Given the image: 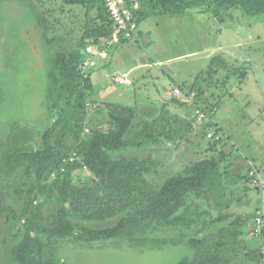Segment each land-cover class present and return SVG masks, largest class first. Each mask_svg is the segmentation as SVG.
Returning a JSON list of instances; mask_svg holds the SVG:
<instances>
[{
    "label": "rangeland",
    "instance_id": "374dc122",
    "mask_svg": "<svg viewBox=\"0 0 264 264\" xmlns=\"http://www.w3.org/2000/svg\"><path fill=\"white\" fill-rule=\"evenodd\" d=\"M201 10L144 18L139 22L136 42L107 47L108 64L96 67L89 75L93 90L88 108H104L105 103L134 107L137 119L146 121L169 115L182 137L178 143L145 149L156 164L155 171L146 176L153 185L183 174V169L196 161L218 159L223 171L220 189L195 198L197 211L209 212L203 217L207 223L204 231L211 233L228 221L209 223L210 217L234 213L253 224L256 214L264 209V189L254 191L248 183L252 168L264 179V14L246 16L238 8L216 14ZM40 16L48 23L47 37L37 26ZM81 17L79 10L70 11L59 0H0L3 144L14 123L25 126L34 136V143L50 126V114H55L47 112L45 102L50 62L58 51L66 52L74 46ZM219 55L229 67L245 71L246 77L231 78L225 85L208 81L205 69ZM123 75L129 85L116 84L115 78ZM194 80V89L188 92ZM198 90L202 92L199 96ZM172 98L183 103H172ZM91 111L89 118L101 117ZM205 113L212 114L207 129L202 126L207 118L199 119ZM215 131L214 138L221 139L212 149L214 139L208 138V133ZM76 173L88 177L85 170ZM20 184L19 176L12 180L4 177L0 166V264H14L8 251L21 239L22 223L12 220L11 215L12 211H20L12 193ZM42 201L40 197L37 203ZM54 206L50 203L43 210L50 212ZM88 226L98 228L103 224ZM179 235L189 238L192 230L159 228L143 235L144 239L119 237L93 243L60 238L56 240L57 259L60 264H175L192 255L185 241V245H172Z\"/></svg>",
    "mask_w": 264,
    "mask_h": 264
},
{
    "label": "trees",
    "instance_id": "16d2710c",
    "mask_svg": "<svg viewBox=\"0 0 264 264\" xmlns=\"http://www.w3.org/2000/svg\"><path fill=\"white\" fill-rule=\"evenodd\" d=\"M59 2L70 11L79 10L82 17L74 46L66 52L58 51L50 62L45 102L47 112H55L50 114L51 124L40 134L38 143H34V136L25 126L17 123L10 127L5 145L0 141L3 176L9 180L19 176L22 183L12 189L20 207L18 214L11 212L12 220L22 223L21 239L8 251L14 264H60L56 248L60 238L83 243L119 237L144 239L143 235L159 228L192 230L189 238L179 235L180 239L171 243L186 242L192 252L175 264H261L260 247L253 252L243 248L245 259L238 260L242 248L239 237L247 217L234 213L210 217L209 223H228L216 232L204 231L207 223L203 217L209 216V212H198L195 198L220 189L223 171L218 159L196 161L185 167L183 174L153 185L146 176L155 171L156 164L145 149L178 143L182 137L169 115L146 121L137 119L134 107L105 103L104 108H88L93 86L89 76L85 78L80 72L83 52L87 45L103 46L115 25L104 0ZM126 4L137 26L150 16L178 15L197 8H202L201 13L238 8L246 16L264 14V0H126ZM37 26L47 37L49 27L42 16ZM138 34L137 27L135 39ZM123 45L122 42L118 47ZM204 73L208 81L224 85L231 78L246 77L245 71L229 67L220 55L212 58ZM195 80L188 92L194 89ZM197 93L199 96L202 92ZM170 102L183 103L175 98ZM90 111L101 117L89 118ZM211 116L205 113L204 129L210 126ZM216 133L211 137L212 149L220 143L221 137L214 138ZM80 170H85L88 177L75 174ZM40 197L43 201L37 203ZM50 203L55 206L45 213L43 208ZM91 223L103 226L90 228Z\"/></svg>",
    "mask_w": 264,
    "mask_h": 264
},
{
    "label": "built area",
    "instance_id": "2783aa9c",
    "mask_svg": "<svg viewBox=\"0 0 264 264\" xmlns=\"http://www.w3.org/2000/svg\"><path fill=\"white\" fill-rule=\"evenodd\" d=\"M104 4L110 18L113 20L115 30L106 40L103 46L96 47L87 45L84 49V58L80 63V72L87 78L92 70L99 66L100 62L108 58L107 47H117L123 42L128 43L135 40L137 33V23L135 22L131 8L126 4V0H104ZM119 85H129L126 77L115 78ZM204 114L199 116L203 118ZM211 138L212 134H208ZM248 183L252 189H264V179L260 173L252 168L248 173ZM254 234L259 239L261 264H264V210H260L254 218Z\"/></svg>",
    "mask_w": 264,
    "mask_h": 264
},
{
    "label": "crops",
    "instance_id": "0c3cea01",
    "mask_svg": "<svg viewBox=\"0 0 264 264\" xmlns=\"http://www.w3.org/2000/svg\"><path fill=\"white\" fill-rule=\"evenodd\" d=\"M139 29H138V33H139ZM139 36V34L137 35V37ZM136 37V38H137ZM133 42H136V39L134 41H131V42H128L124 45H127V44H130V43H133ZM123 45V46H124ZM121 47V46H120ZM118 48V46L116 47ZM108 61H109V55H108V58L103 61V62H100L99 66L98 67H104V65L106 66L108 64ZM93 72L95 73V70H93ZM91 72L89 75L92 76V73ZM124 76V75H123ZM122 76V77H123ZM126 77V76H124ZM117 84V83H116ZM127 107V106H125ZM255 191V190H254ZM254 223L251 224V223H246V225H244L241 229V234H240V237H239V241L242 242V248L241 250L239 251V255H238V260L239 261H243L245 258L243 257L244 255V251H243V248H246L247 249V252H253V251H259V239L258 237L254 234Z\"/></svg>",
    "mask_w": 264,
    "mask_h": 264
},
{
    "label": "clouds",
    "instance_id": "9594fccd",
    "mask_svg": "<svg viewBox=\"0 0 264 264\" xmlns=\"http://www.w3.org/2000/svg\"><path fill=\"white\" fill-rule=\"evenodd\" d=\"M254 190H259V189H254Z\"/></svg>",
    "mask_w": 264,
    "mask_h": 264
}]
</instances>
